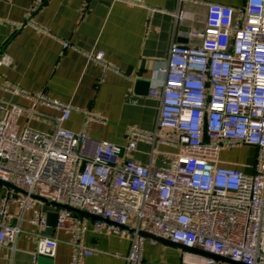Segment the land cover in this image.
<instances>
[{
    "label": "built area",
    "instance_id": "2783aa9c",
    "mask_svg": "<svg viewBox=\"0 0 264 264\" xmlns=\"http://www.w3.org/2000/svg\"><path fill=\"white\" fill-rule=\"evenodd\" d=\"M189 2L204 5L208 15L202 31L189 33L200 43L183 45L176 33L188 20L196 21L183 9ZM42 4L36 0L27 22L17 27H38L30 15ZM170 15L174 34L160 69L164 83L150 91L159 101L157 126L152 132L131 127L125 147L102 141L89 153L86 129L73 133L62 128L77 109L42 93L6 88L32 106L0 102V180L25 193L3 187L0 251L7 244L15 251L23 233L11 224L10 210L17 206L32 211L31 222L41 230L33 259L55 256L58 240L46 235L51 226L43 211L52 206L34 199L39 197L98 217L94 228L99 234L129 240L126 264L144 262L147 238L141 233L235 264H264V0H247L240 10L178 0ZM104 57L98 53L93 59L106 71L111 67ZM11 63L0 58V66ZM37 107L62 114L55 130L20 132L19 119L36 115ZM84 113L86 124L102 120L96 113ZM140 143L150 147L147 166L128 158ZM162 147L174 152H161ZM241 147L256 150L254 163L236 167L222 161L223 152ZM159 157L168 160L159 166ZM53 208L56 228L72 236L71 264H85L98 252L85 245L86 219ZM132 219L136 226L129 228ZM193 256V262L184 263L226 264Z\"/></svg>",
    "mask_w": 264,
    "mask_h": 264
},
{
    "label": "crops",
    "instance_id": "0c3cea01",
    "mask_svg": "<svg viewBox=\"0 0 264 264\" xmlns=\"http://www.w3.org/2000/svg\"><path fill=\"white\" fill-rule=\"evenodd\" d=\"M35 1L0 0V58L6 56L12 61L10 66H0V102L29 109L30 101L6 92V88L18 86L73 106L77 110L62 128L73 133L86 129L89 153L102 141L125 147L131 127L154 131L159 120V101L150 96V91L164 83L160 69L165 67L173 40L174 21L170 14L177 10L178 0H42L40 9L30 15L38 27L18 28L27 22ZM190 1L220 4L235 10L243 9L247 2ZM152 9L159 11L151 14ZM183 9L188 18L194 16L196 21L188 20L176 33V40L183 45L198 44L200 40L190 39L189 33L204 29L207 8L189 2ZM64 43L70 47L65 48ZM98 53H104L105 63L111 69L103 70L93 59ZM85 111L98 114L102 120L86 124ZM36 113L19 119L20 132L29 128L50 134L62 115L45 107H37ZM160 151L174 152L168 147ZM233 151L223 152L222 161L236 167L247 164L241 156L233 155ZM128 158L147 166L150 147L140 143ZM167 160L159 157V166ZM3 193L0 186V203ZM38 209L42 210L40 206ZM50 209L47 215L51 230L46 235L58 240L55 256L33 259L40 227L31 222L32 211L22 212L13 206L11 224L19 226L23 233L18 237L15 251L11 244L0 251V264H71L72 248L68 242L72 236L56 228V212L53 207ZM77 216L87 221L85 245L98 251L85 264H126L129 240L99 234L94 228L95 219ZM135 226L132 219L129 228ZM193 253L180 246L147 239L143 264H185V260L191 263Z\"/></svg>",
    "mask_w": 264,
    "mask_h": 264
},
{
    "label": "water",
    "instance_id": "95a60500",
    "mask_svg": "<svg viewBox=\"0 0 264 264\" xmlns=\"http://www.w3.org/2000/svg\"><path fill=\"white\" fill-rule=\"evenodd\" d=\"M0 186L6 187V188H8V189H11V190L17 191V192H19V193L22 194V195H25V193H24L23 191H21V190L15 188L12 184H8V183H5V182H2L1 180H0ZM34 199H35V200H38V201H41V202H44V203H46V204H48V205H50V206H52V207H55V208L66 209V210H69V211H71V212H73V213H75V214H77V215H80V216H83V217H89V218H92V219H95V220H99V218L96 217V216H94V215H91V214H89V213H87V212H83V211H80V210H77V209L71 208V207H69V206L59 205V204L52 203V202H47V201H45V200H43V199H41V198H39V197H34ZM49 210H51V209H50L48 206L44 207V209H43L44 212H47V211H49ZM56 217H57V216H56ZM141 235H142L143 237H146L147 239H154V240H156V242H165V243L173 244V245H175V246H179V245H176V244L172 243V242L169 241V240L159 239V238H156V237H154V236H152V235H150V234H147V233H141ZM180 247L183 248L184 250L189 251V252H195V253H199V254H202V255H205V256H208V257L215 258L216 260H218V261H220V262H223V263H226V264H235V263L231 262L230 260H225V259H221V258H219V257H217V256H213V255L205 254V253H203V252H201V251H199V250L189 249V248H184V247H182V246H180Z\"/></svg>",
    "mask_w": 264,
    "mask_h": 264
},
{
    "label": "rangeland",
    "instance_id": "374dc122",
    "mask_svg": "<svg viewBox=\"0 0 264 264\" xmlns=\"http://www.w3.org/2000/svg\"><path fill=\"white\" fill-rule=\"evenodd\" d=\"M233 155L241 156L244 162L247 164H252L255 161L256 150L250 147H241L233 151Z\"/></svg>",
    "mask_w": 264,
    "mask_h": 264
}]
</instances>
